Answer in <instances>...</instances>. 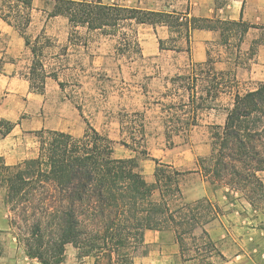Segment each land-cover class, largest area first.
Here are the masks:
<instances>
[{
    "label": "trees",
    "instance_id": "1",
    "mask_svg": "<svg viewBox=\"0 0 264 264\" xmlns=\"http://www.w3.org/2000/svg\"><path fill=\"white\" fill-rule=\"evenodd\" d=\"M34 1L2 0L7 10L0 9V17L18 31L34 57L30 72L24 75L31 85L36 66L43 70L40 62L36 64V58L44 49L39 36L32 41L28 34ZM46 2L52 5L48 16L66 18L76 34H81L80 30H85L86 35L100 32L105 37L121 33L119 51L122 53L134 48L142 54L135 25L167 27L169 41H178L172 37L177 34L188 46L195 30L218 32L222 45H230L235 39L238 48L251 29L263 28L243 19L244 4L238 20L220 17L221 11H227L230 0H214L212 18L193 16L189 11L109 5L102 0ZM166 43L167 40L158 38L160 51L179 50L165 47ZM211 64L207 51L206 61L195 69ZM177 78L184 77H176L173 82ZM220 86V82L213 85L215 101L223 92ZM229 93L232 103L226 109L224 125L212 127L211 151L199 158L194 172H200L210 186L223 189L225 198L233 200L232 194L239 193V198L258 208L264 201L261 178L264 173V82L245 93ZM197 100L202 99L189 94L187 101L180 100V106L164 105L168 113L164 124L169 141L197 125L198 113L203 108L200 103L196 104ZM178 107L181 114L173 110ZM123 117L121 123L129 126L121 133L122 144L131 152L127 158H117L114 141L89 123L80 137L57 130L37 131V156L17 165H8L0 157V192L9 213V225L29 258L41 264H62L66 247L73 245L82 257L93 258L94 264H101L102 258L107 260L106 264H134L138 249L146 247L147 230L172 232L183 254L190 251L188 241H195V232L202 229L200 239L204 240L205 252L211 254L214 244L204 227L214 219L218 208L208 199L187 202L181 181L191 172L158 159H154V181L148 182L140 164L141 157H150L145 127L141 124L137 131L130 126L133 118L143 120L144 115L127 113ZM177 118L183 129L173 126ZM16 125L0 119V138L9 136Z\"/></svg>",
    "mask_w": 264,
    "mask_h": 264
},
{
    "label": "rangeland",
    "instance_id": "2",
    "mask_svg": "<svg viewBox=\"0 0 264 264\" xmlns=\"http://www.w3.org/2000/svg\"><path fill=\"white\" fill-rule=\"evenodd\" d=\"M242 1L246 7L247 1ZM103 3L158 11H189L197 17H214V8L210 7L209 0H115ZM6 7L2 2L1 9L7 10ZM33 8L28 34L32 41L39 36L44 46L36 58V64L40 62L43 70L36 66L30 84L31 91L37 94L32 102L38 110L31 111L27 107V110L14 115L15 118L40 117L44 119L42 129L57 130L76 137L82 136L89 123L114 141L117 158H127L131 152L122 144L121 133L129 126L121 123L123 115L143 114V120H140L141 117L133 118L130 126L137 131L140 130L139 125L145 127L150 157H141L140 164L146 180L150 183L154 181V159H158L181 171L191 172L181 181L187 202L208 199L218 208L214 219L204 227L214 244L211 254L205 252L204 240L200 239L202 229H198L196 240L188 241L190 251L181 254L184 264H226L228 257L235 254L242 255L241 264H264V201L258 208H253L239 198V193L232 194L233 200L225 198L223 189L210 186L200 172H194L199 158L208 156L211 151L212 127L224 125L226 109L232 103L229 92L245 93L264 82V58L260 54L264 46V2L256 0L251 3L252 10L245 20L263 28L251 29L239 48L235 39L230 45H222L218 32H210L208 39H200L199 34L195 36L192 33L188 46L184 39L177 38V34L172 37L178 41H169L167 27L135 25L142 54L134 48L120 52L121 33L105 37L100 32L91 35H86L85 30H80L81 34L72 32L66 18L48 16L52 5L46 0H35ZM219 16L230 18L223 11ZM158 38L167 40L165 47L179 50H164L154 55ZM201 43L202 50L199 48ZM207 51L211 55L212 68L203 66L195 69L206 61ZM200 53L204 55L203 62H195ZM23 58V71L30 72L34 61L31 51ZM220 72L225 75H218ZM179 76L184 78L173 82L172 79ZM215 82L221 83L219 89L223 91L217 101L214 99ZM189 94L202 99L196 102L203 107L198 113L197 125L188 133L174 136L169 141L165 133L164 122L168 113L164 105L176 103L180 106V100L187 101ZM180 109L173 108L181 114ZM178 119L173 126L183 129ZM37 131L30 135L27 142L35 157L39 145ZM261 178L264 183V173ZM8 216L0 192V264H41L26 255L23 243L19 244L17 233L9 225ZM166 233L172 235V232ZM146 252H149L147 246L139 248L136 258H141ZM70 257H75L78 264L89 260L94 262L91 257H82L73 245L66 247L64 261ZM100 262L106 264L107 260L102 258Z\"/></svg>",
    "mask_w": 264,
    "mask_h": 264
},
{
    "label": "crops",
    "instance_id": "3",
    "mask_svg": "<svg viewBox=\"0 0 264 264\" xmlns=\"http://www.w3.org/2000/svg\"><path fill=\"white\" fill-rule=\"evenodd\" d=\"M115 0H103V2H114ZM119 2V0H117ZM246 7L243 10V19L247 20L249 12L252 10L250 4L256 0H246ZM264 2V0H261ZM210 7L214 8V0H209ZM226 13L232 19H239L243 6L241 0H231ZM235 3H238L235 5ZM2 0H0V9ZM214 10V9H213ZM252 15V14H250ZM251 17V16H250ZM251 20V18H249ZM264 22V17L262 18ZM161 28H165L162 26ZM199 34L198 38L208 39L210 31L195 30ZM249 34V33H248ZM200 50L203 43L200 44ZM204 49V48H203ZM29 52L25 46L24 39L18 31L6 23L0 17V119L9 120L17 123L13 132L0 138V157L8 165H17L27 159L35 157L33 149L27 147L30 135L37 130L44 128V119L31 117L30 119H16L14 115L27 110H38V106L32 102L37 94L31 91V85L25 78V71L22 65L23 57ZM163 51L155 47L154 55L161 54ZM261 58H264V46L260 49ZM204 55L200 53L199 59L195 62H203ZM29 99V100H28ZM29 149V150H28ZM145 246L149 252L141 258H136L134 264H184L181 257L180 247L174 239L173 234L155 230H147L144 234ZM242 255L235 254L229 256L226 264H241ZM62 264H78L75 257L67 258ZM82 264H94L93 261H85Z\"/></svg>",
    "mask_w": 264,
    "mask_h": 264
}]
</instances>
